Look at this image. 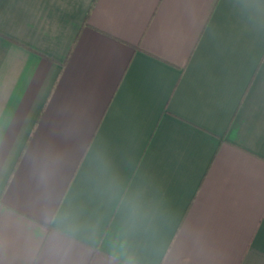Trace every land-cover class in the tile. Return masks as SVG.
Masks as SVG:
<instances>
[{
	"label": "crops",
	"instance_id": "1",
	"mask_svg": "<svg viewBox=\"0 0 264 264\" xmlns=\"http://www.w3.org/2000/svg\"><path fill=\"white\" fill-rule=\"evenodd\" d=\"M0 264H264V0H0Z\"/></svg>",
	"mask_w": 264,
	"mask_h": 264
}]
</instances>
